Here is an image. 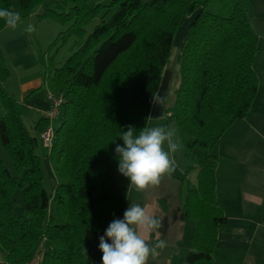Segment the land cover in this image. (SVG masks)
Here are the masks:
<instances>
[{
    "label": "trees",
    "instance_id": "16d2710c",
    "mask_svg": "<svg viewBox=\"0 0 264 264\" xmlns=\"http://www.w3.org/2000/svg\"><path fill=\"white\" fill-rule=\"evenodd\" d=\"M102 1L0 0V9L23 19L40 8L39 20L67 25L50 47L72 43L63 65L50 62L47 72L49 91L64 100L48 149L59 179L53 194L44 186L38 137L25 125L15 97L1 87L10 72L0 50V145L14 168L0 159V249L7 254L0 264H29L43 242L50 246L42 264H103L100 237L107 239L109 225L124 219L128 201L115 178L116 146H124L120 136L129 126L137 135L147 127L177 32L193 16L166 121H174L188 161L178 194L184 216L195 222L185 264H214L227 217L216 196L218 157L211 151L248 115L259 89V44L249 13L238 0L227 15L211 11L213 0ZM5 27L0 19V32ZM39 61L46 64L42 56ZM49 125L46 117L38 120L40 137ZM17 190L21 216L14 210ZM159 203L167 211L168 200Z\"/></svg>",
    "mask_w": 264,
    "mask_h": 264
},
{
    "label": "crops",
    "instance_id": "0c3cea01",
    "mask_svg": "<svg viewBox=\"0 0 264 264\" xmlns=\"http://www.w3.org/2000/svg\"><path fill=\"white\" fill-rule=\"evenodd\" d=\"M238 1L247 9L253 30L258 38L259 52L256 56L257 60L260 54L264 55V48L261 46L260 36L262 32H257L253 20L254 18L257 19L258 29L264 28V0ZM6 29L8 28L6 27L1 31L0 35H4ZM19 37L21 35L17 37L15 35L8 36L1 39V45L4 44L6 46V49L2 51L5 56L6 53H10L15 49V44H18L15 41ZM166 67L163 71L161 86L156 95L158 100L162 102L159 104L154 102L148 125L152 119L161 121L164 118L166 119L170 115V110L174 105L177 87H173L172 89L170 88L168 80L167 82L165 81ZM258 67L259 89L248 115L245 118L235 121L215 145L216 148L218 147L217 153H214L218 157L216 168V196L227 217V226L219 231L218 243L214 253V264H264V67ZM10 78L11 75L7 80ZM8 86V81L1 85L2 89L10 92L15 97L18 104L22 102L27 107L26 111L21 110L23 121L31 134L38 137L39 144L36 149V154L41 158L43 168H46L47 178H49L50 182V190L48 192L53 194L59 183V179L55 175L53 165L48 160V149L43 145L40 133L35 130V125L38 120L45 117L44 113L49 110L50 104L47 96L46 98H42L34 90L26 96L27 91L31 87L24 84L19 88V95L16 97L15 92H17V87H9L11 91H8ZM1 114L0 117L4 116L5 112L2 111ZM33 116H35V119ZM52 123L56 128L60 123V116L53 120ZM187 167L188 161L186 159V164L183 168H179L182 176H184ZM118 174H121L119 169L115 172V178L118 182L117 187L124 189L129 198L128 190L131 181L127 185V180L120 179ZM177 178L180 180L182 177ZM123 184L125 187H123ZM15 196L16 192L14 199ZM160 199H158V205L161 207L159 203ZM168 210L169 201L167 211H163L161 208V216L159 217H162V214L167 213ZM177 211L183 213L180 202ZM176 219H174V223ZM194 230L189 240H191ZM49 246V243L43 242L41 245L42 249L40 248L39 252L29 264H42L43 253ZM6 255L0 249V262L5 261Z\"/></svg>",
    "mask_w": 264,
    "mask_h": 264
},
{
    "label": "rangeland",
    "instance_id": "374dc122",
    "mask_svg": "<svg viewBox=\"0 0 264 264\" xmlns=\"http://www.w3.org/2000/svg\"><path fill=\"white\" fill-rule=\"evenodd\" d=\"M57 3L61 0H53ZM100 1V0H95ZM234 0H213L211 4V11L215 14L227 15L229 11L230 4ZM103 3H108L109 0L102 1ZM15 10L18 11L16 1H14ZM41 13L40 8H36L30 17L21 18V21L18 27L15 30L6 29L4 35H0V49L4 51L6 49L4 44L1 45V39L8 36H19L16 39L15 49L10 53H6L4 57L5 67L10 72L11 78L8 81V91H11L9 87H17L16 97L19 95V88L22 85H29L31 87L26 96L34 90L38 92L39 96L46 98L48 91V66L49 63L54 62L57 67H61L66 59L71 55L70 47L71 42H68L64 46L58 44L55 47H50L54 40L57 38L58 34L64 31L68 26L62 25L53 19H44L39 20L38 14ZM194 18L191 17L188 19L187 23L179 29L177 32L176 40L174 46L171 50L169 61L166 67V78L165 81L170 85V88L177 87L179 84V62L178 58L181 54V45L186 34L188 22ZM98 21H95L96 24ZM255 28L258 33L261 34V46L264 48V28L258 29V21L256 18L253 20ZM33 25L35 31L28 33L25 29L28 25ZM93 24V25H94ZM92 25V26H93ZM91 26V27H92ZM6 28V27H5ZM91 29V28H89ZM4 30V29H3ZM2 30V31H3ZM13 33V34H10ZM9 34V35H7ZM3 53V52H2ZM42 56L46 62L45 65L40 63L39 58ZM264 55L260 56L256 60L258 66L264 67ZM264 69V68H263ZM263 71V70H261ZM52 74V73H51ZM10 77V76H9ZM40 87V88H39ZM39 88V89H38ZM36 90V91H35ZM10 93V92H9ZM19 107L21 110L26 111L27 107L20 102ZM4 111L3 107L0 104V116ZM5 112V111H4ZM35 119V116H33ZM148 128L154 127H163L166 130H172L174 132L173 141L179 145L175 153H170V156L175 161V171L169 176L165 175L161 178V182L158 186L149 187L143 192H138L134 188L128 190L129 198L127 201L126 210L131 206L132 203L140 204L142 207L147 206L151 214L161 216V207L158 205L159 198H166L169 201V210L167 213L162 214L161 220L163 223V232H159V238L167 242V247L163 250H160V255L156 259H149V264H185L186 253L188 252L190 246V236L195 229V222L192 219H189L177 211L179 206L180 198L178 196L180 191V181L177 177H183L179 168H183L186 164L185 159V149L181 143L178 129L173 122H167L164 118L163 121L158 119H152L151 123L147 125ZM41 145V144H40ZM41 147V146H40ZM164 150L168 151V144L165 142ZM218 147L212 149V153H217ZM40 153V152H38ZM0 159L6 165V167L14 172L13 162L7 151L0 145ZM45 171V181L44 186L47 191L50 190L49 178H47L46 168H43ZM195 174V173H193ZM120 179L127 180L128 184L130 183V178L124 176L122 173L118 174ZM117 177V179H119ZM123 187L125 185L123 184ZM127 187V186H126ZM120 189V187H119ZM126 189V188H125ZM17 201V202H16ZM22 191L17 190L15 196V214H22ZM53 206L51 205V209ZM177 211V213H176ZM176 219L174 223V219ZM152 234L149 236L150 242H155L157 237H152ZM42 249V248H41Z\"/></svg>",
    "mask_w": 264,
    "mask_h": 264
},
{
    "label": "clouds",
    "instance_id": "9594fccd",
    "mask_svg": "<svg viewBox=\"0 0 264 264\" xmlns=\"http://www.w3.org/2000/svg\"><path fill=\"white\" fill-rule=\"evenodd\" d=\"M0 19L7 28L15 30L20 21L19 12L0 9ZM28 33L36 29L28 25ZM154 102L161 103L154 95ZM136 130L129 126L121 133L124 146L117 145L119 156V172L130 178V189L143 192L149 187L158 186L161 178L175 171V161L170 153H175L179 147L173 141L174 132L163 127ZM167 142L168 151L164 150ZM162 220L151 214L147 206L132 203L125 211L124 219L114 220L106 229V237H100L99 248L103 252V264H149V259H156L160 250L167 247V242L159 238L158 230ZM156 233L155 242H150L151 233ZM111 241V243L108 242Z\"/></svg>",
    "mask_w": 264,
    "mask_h": 264
},
{
    "label": "built area",
    "instance_id": "2783aa9c",
    "mask_svg": "<svg viewBox=\"0 0 264 264\" xmlns=\"http://www.w3.org/2000/svg\"><path fill=\"white\" fill-rule=\"evenodd\" d=\"M47 99L50 104L49 110L44 113V116L50 120L49 127L41 134V141L43 145L49 149L54 144L55 139V127L53 125V120L57 119L61 114V109L63 105V96L56 95L51 91L47 94Z\"/></svg>",
    "mask_w": 264,
    "mask_h": 264
}]
</instances>
